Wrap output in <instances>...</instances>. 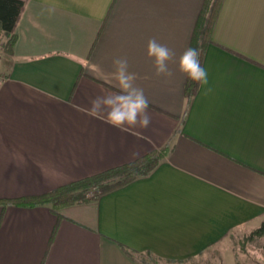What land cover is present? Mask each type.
<instances>
[{"label":"crops","instance_id":"obj_1","mask_svg":"<svg viewBox=\"0 0 264 264\" xmlns=\"http://www.w3.org/2000/svg\"><path fill=\"white\" fill-rule=\"evenodd\" d=\"M22 1L0 53V264L184 261L264 224V0L222 1L200 61L208 84L189 100L178 60L203 0ZM151 39L175 53L172 77L155 75ZM119 57L148 98L147 128L81 110L118 91ZM153 150L164 152L148 174L59 217L49 204L3 203Z\"/></svg>","mask_w":264,"mask_h":264},{"label":"trees","instance_id":"obj_2","mask_svg":"<svg viewBox=\"0 0 264 264\" xmlns=\"http://www.w3.org/2000/svg\"><path fill=\"white\" fill-rule=\"evenodd\" d=\"M223 0H203L200 14L195 23L190 47L200 49V61L204 48L209 43L210 33ZM24 6L22 0H0V38L3 52L10 53L15 41V27ZM198 84L186 79L185 95L189 98L196 92ZM163 150H153L146 155L116 167H112L78 180L53 188L48 193L34 197L3 201L6 204L35 206L49 204L51 210L60 216L58 210L75 203L96 199L99 195L119 188L137 177L148 174L163 156ZM253 233L262 235L264 224ZM129 253V252H128ZM131 256V252L129 253Z\"/></svg>","mask_w":264,"mask_h":264},{"label":"clouds","instance_id":"obj_3","mask_svg":"<svg viewBox=\"0 0 264 264\" xmlns=\"http://www.w3.org/2000/svg\"><path fill=\"white\" fill-rule=\"evenodd\" d=\"M46 10L52 12L54 8ZM200 55V49L186 48L179 57L178 69L190 81L203 87L208 84V73L201 66ZM147 56L153 62L156 76H173L169 67V62L175 57L172 49L156 39H151L147 44ZM112 66L114 71L111 76L118 91L92 98L89 107L81 110L123 132H131L137 127L147 128L151 123L149 101L144 90L136 84L137 73L129 71L130 65L126 57L113 59Z\"/></svg>","mask_w":264,"mask_h":264},{"label":"rangeland","instance_id":"obj_4","mask_svg":"<svg viewBox=\"0 0 264 264\" xmlns=\"http://www.w3.org/2000/svg\"><path fill=\"white\" fill-rule=\"evenodd\" d=\"M3 41L5 38L1 37L0 53ZM254 230L229 235L221 244L184 261L161 260L146 253L138 254L136 258L143 264H264V233L258 235L253 233Z\"/></svg>","mask_w":264,"mask_h":264}]
</instances>
